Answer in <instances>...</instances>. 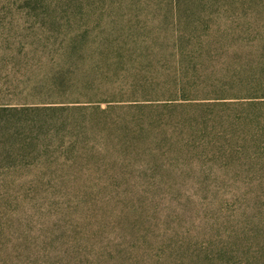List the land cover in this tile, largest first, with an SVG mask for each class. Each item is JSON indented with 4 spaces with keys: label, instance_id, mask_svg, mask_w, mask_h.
<instances>
[{
    "label": "rangeland",
    "instance_id": "374dc122",
    "mask_svg": "<svg viewBox=\"0 0 264 264\" xmlns=\"http://www.w3.org/2000/svg\"><path fill=\"white\" fill-rule=\"evenodd\" d=\"M70 80L119 105L0 150V264H264V103L199 105L264 90V0H0V101Z\"/></svg>",
    "mask_w": 264,
    "mask_h": 264
},
{
    "label": "trees",
    "instance_id": "16d2710c",
    "mask_svg": "<svg viewBox=\"0 0 264 264\" xmlns=\"http://www.w3.org/2000/svg\"><path fill=\"white\" fill-rule=\"evenodd\" d=\"M60 78V77H59ZM70 84H68L69 94L65 95L61 100L54 99V98H41V102L37 101H27L28 99H25L21 102H2L0 101V150L5 151L7 153H11L13 148H15V140L11 142V137L16 136L17 133L21 131H27L32 127L31 118L29 117L28 113L34 110H38V112H41L42 109L44 110H57V109H92L99 107L100 104L104 102L111 103L107 107L108 109H112L115 107V105L119 104H113L112 102L116 101V99H109L104 98L100 100H93L88 99L84 100L83 98H77L72 97L75 94L74 92H79V88H82L80 84L85 85V89L87 88L86 82H82L79 80H70ZM53 88L57 89L61 85L66 84V81L64 80V83L62 81H56L54 80L52 82ZM214 85H210L208 89L205 91H202V95L204 100H214L213 102L205 101L200 102V106H218L222 107L224 105H231L233 102L234 106H239L242 108H252L256 104L264 103V90L258 93H243V96L239 94L240 91H229V89H223L219 90L223 85H217L215 83H212ZM218 90H217V89ZM83 92V91H81ZM77 98V99H76ZM230 99H238L236 101H227ZM100 108V107H99ZM245 108V109H246ZM20 115V117H19ZM59 126L58 121H54L53 119L45 118V119H38V121L35 123L36 128L42 129L45 126ZM1 153V152H0ZM209 255H205V257H208ZM220 256V255H219ZM223 256V255H222ZM189 255H182L181 258H188Z\"/></svg>",
    "mask_w": 264,
    "mask_h": 264
}]
</instances>
